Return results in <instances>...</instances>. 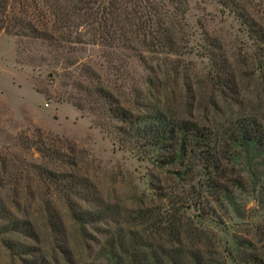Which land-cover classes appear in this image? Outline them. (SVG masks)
<instances>
[{"label": "rangeland", "instance_id": "374dc122", "mask_svg": "<svg viewBox=\"0 0 264 264\" xmlns=\"http://www.w3.org/2000/svg\"><path fill=\"white\" fill-rule=\"evenodd\" d=\"M113 1L116 22L135 28L132 37L136 39L148 38L140 27L145 16L143 10L139 11L140 2L175 11L181 35L191 48L179 59L178 55H171L179 61V73L169 69V79L175 84L186 82L185 88H174L177 95L189 94V87L197 102L203 89L217 94L219 91L211 90L214 83L207 82L205 87L206 83L202 85L199 80L200 74L208 71L213 78L210 71L219 67L214 63H220L221 55L230 65L223 71L231 68L235 75L246 68L239 62L244 53L239 56L238 51H247L248 64L253 58L251 39L219 0ZM46 2L51 7L43 15L48 22L40 35L29 30L25 22L30 20L40 26L37 19L41 17L36 16L34 6L45 9ZM72 4H77V0H0V264H130L120 249L135 243L144 264H167L154 260L150 254L155 247L170 246L163 229L158 224L134 225L127 212L143 206L170 211L175 206L166 195L170 188L183 189L181 196L191 198L185 200L184 211L212 240L213 244L205 246L218 252L212 255L218 260L213 264H235L223 256L225 247L233 248L245 239L255 247L264 243V205L257 201L260 194L237 190L232 202L224 197L216 201L208 191L198 192L190 186H197L198 176L178 178L179 163L157 166L154 156L159 152L146 156L137 147L119 146L121 135L114 127L119 123L103 117L94 100L98 85H103V74L111 86H116L119 79L114 67L119 65L122 54L128 56L132 52L105 36L103 43V0H93L84 11H74ZM148 56L165 55L153 51ZM131 61L139 62L137 56ZM87 66L91 72L85 70ZM127 70L133 75L134 84L145 76L138 64ZM183 74L188 77L184 81ZM257 74L246 81L247 98L254 103V88H262L256 82ZM221 77L229 82L231 76ZM169 86L163 83L161 92L170 91ZM158 88L159 85L155 87ZM222 90L224 93L216 95V113L210 107L204 109L201 105L196 110L192 106L197 120L205 123L203 118L214 119V126L224 122V115L229 116L228 108L231 110L240 97L233 92V86ZM155 92L151 89L152 94ZM224 96L228 99L226 104ZM184 103L177 98L173 105L187 116ZM77 104H82V108ZM211 132L214 138L216 133ZM66 143L74 151L70 153ZM60 145V156L41 151L43 146L56 149ZM229 163L231 170L242 172L240 159ZM44 168L82 177L80 186L73 192L55 183L56 187L40 175ZM259 180L264 182V175ZM81 213L86 215L84 220L76 218ZM194 240L191 238L188 243ZM254 246L243 244L240 252H250Z\"/></svg>", "mask_w": 264, "mask_h": 264}, {"label": "trees", "instance_id": "16d2710c", "mask_svg": "<svg viewBox=\"0 0 264 264\" xmlns=\"http://www.w3.org/2000/svg\"><path fill=\"white\" fill-rule=\"evenodd\" d=\"M92 1L77 0V4H72L71 7L74 11H84ZM219 1L238 19L241 30L245 31L254 47V53L251 56L253 58L249 62L251 66L245 61L247 51L237 52L239 56L240 53H244L239 62L244 63L246 68L242 70L241 74L235 75L231 68L229 72L228 70L223 71L230 65L226 57L222 55L218 57L221 60L220 63H214L219 67H213L210 71L213 73V78L208 76L209 71L200 74V84L206 83L205 87H207V82L208 84L214 83L213 85L217 87L214 86L211 90L219 91L217 94L223 92L222 88L228 85L230 88L233 86L235 89L233 92L237 97H240L239 100L234 101L231 110V107L228 108L229 116L225 118L224 115V122L220 126H214V119L203 118L205 123L197 120L193 115L194 110H192V106L197 110L202 105L204 109L210 107V110L216 113L219 109L216 100L217 94L207 93L203 89V95L200 94V100L197 102L196 96L195 98L193 96L195 93H192L190 87L187 89L189 92L187 95L175 93L174 88H185L184 79L188 77L185 78L183 74V84H175V81L169 79V69L178 74L179 61L177 58L179 59V56L185 53L184 51L191 52V48L187 46L186 38L181 35L182 29L180 24L176 23L175 11H169L163 6H147L140 2L139 11L143 10L145 15L140 27L145 30L143 34L151 38V41L144 36H140L138 39L132 37L135 28H127L126 25L116 22L118 16H116L115 2L103 0V43H106L104 36L110 38L109 41L116 40L122 49L130 51L132 54L128 56L122 54V58H119V65L114 67L117 79H119L116 86H111L109 79H106L103 74V85L100 84L101 86L98 85V87L96 85L97 95L94 101L97 103L98 109L103 111V117L119 123L114 127L121 135L118 144L122 148L137 147L146 156H152L159 152L154 156V163L157 166L179 163L181 170L177 172L178 178L183 179L187 176L192 179V177L198 176L197 186L194 183L190 186L196 188L198 192L200 189L208 191L216 201L224 197L232 202L237 190L245 191L247 189L251 193L260 194L257 201L264 205V182L259 180L264 175V0L256 2L255 0ZM50 7L51 5L47 2L45 9L34 6L37 10L36 16L41 17L37 19L40 26L36 27L30 20L26 21L29 30L38 31L40 35L43 34L41 30L45 29L44 25L48 22V18L43 15ZM96 8L99 9V3ZM252 9H256V12H253ZM110 18H112V22L108 23ZM21 22L23 21L20 20ZM23 29L22 26V33H25ZM158 46L160 48L155 49ZM153 51L163 53L165 56H148ZM173 54L178 57L173 59L171 57ZM135 56H137L138 63L131 61ZM133 64H138L145 70L143 79L135 84L132 82L133 75L130 76V71L127 70ZM88 66L85 67V70L91 72ZM256 73H258L256 82L262 88H254L256 90V98H254L256 102L254 103L252 98H247L248 85H246V81L250 79L248 77L255 78ZM228 74L231 76L230 81L224 82L221 75ZM89 76L92 77V74ZM163 83L165 87L170 85V91L165 89L164 92H161L160 88ZM158 85L159 88L156 90L155 87ZM151 89L156 92L152 94ZM224 97L222 100L226 104L228 99L226 96ZM177 98L185 102V110L188 109L187 112H189L187 116L182 115L174 107L173 103ZM77 107L81 109L82 104H77ZM211 130L216 133L214 138L211 137ZM219 137L220 140L217 141ZM57 141L61 142L59 139ZM66 144V148L69 149V144ZM60 148L61 145L56 149L43 146L41 151L45 150L48 155L54 157L62 155ZM69 150H71L70 153L74 151L73 148ZM236 159L242 161V172L233 171L229 167V161ZM40 175L42 177L44 175L48 180L54 182V185L56 183L62 189L65 188L71 192L80 186L82 180V177H73L63 171L46 168ZM57 185L55 186L57 187ZM183 194V189H169L166 194L169 198L168 202L173 201L175 205L170 208V211L162 212L159 208L143 206L129 210L127 215L133 220L134 225L158 224L157 227L163 229V234L167 237L170 246L166 249L163 247L152 249L150 254L154 260L161 263L168 262L167 264H213L218 260L212 255L218 254V252L214 248L210 249L205 246L209 243L213 244L212 240H209L208 233L202 228L198 229L189 219L190 216L186 215L184 211L186 202L191 198L189 196L184 198L181 196ZM200 195L197 194L198 197ZM161 213H165V215ZM152 215H155V218ZM83 216L86 215L81 213L76 215V218L84 220ZM105 216H107L106 213L103 214V219ZM191 238L195 240L190 244L188 242ZM243 244L248 248L254 246L251 240H241L233 248L225 247L223 256L231 258L235 264H264V243L259 244L258 247L254 246L250 252H240ZM213 246L211 245V247ZM137 248L136 243L124 248L121 246V254L127 255L130 264H144L141 259L143 254ZM116 264L121 263L118 261Z\"/></svg>", "mask_w": 264, "mask_h": 264}]
</instances>
